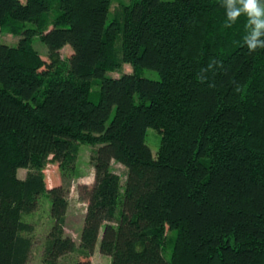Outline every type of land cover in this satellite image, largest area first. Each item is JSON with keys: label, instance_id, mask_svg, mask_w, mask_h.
Instances as JSON below:
<instances>
[{"label": "trees", "instance_id": "16d2710c", "mask_svg": "<svg viewBox=\"0 0 264 264\" xmlns=\"http://www.w3.org/2000/svg\"><path fill=\"white\" fill-rule=\"evenodd\" d=\"M111 3L0 0V264H29L34 227L22 218L42 196L40 264H90L97 245L110 264H264V30L252 41L255 25L228 19L227 0H132L107 23ZM125 64L131 74L106 76ZM79 145L95 149L77 244L64 231L69 189L47 188L44 170L74 174ZM112 163L126 169L123 186Z\"/></svg>", "mask_w": 264, "mask_h": 264}, {"label": "rangeland", "instance_id": "374dc122", "mask_svg": "<svg viewBox=\"0 0 264 264\" xmlns=\"http://www.w3.org/2000/svg\"><path fill=\"white\" fill-rule=\"evenodd\" d=\"M23 1V0H21ZM132 0H112L111 3V12L109 13L107 23L112 17L113 11L118 7L119 3L124 5H129ZM134 1V0H133ZM164 1H172V0H164ZM264 7V5H262ZM58 12L57 6L53 7V13L50 15L52 19L55 13ZM27 27H31L33 25L26 24ZM255 29V27H254ZM19 38L11 36L9 34H2L1 41L2 43L15 46L18 42ZM33 48L38 52L40 57L48 62V50L47 47L40 41L38 37H35L32 41ZM73 55L72 49L69 46H65L60 51V56L62 59L69 58ZM133 72V68L130 65H123L121 69L115 72H109L106 74L107 77L118 78L123 74H131ZM138 76L158 81L159 76L157 72L149 69H141L138 71ZM100 87L99 81H94L91 87V100L93 102L98 101ZM146 144L150 148L153 155H155L159 149L160 145V135L154 129H147L146 132ZM95 147L89 145H79L78 148V156L76 161V171L74 174L69 175L68 177H63L61 175L60 170L58 169L57 164H49L45 170V182L47 188H53L56 186H66L69 189V209L66 214V222H65V234L72 238L75 243L78 244L80 231L83 225V219L86 209V204L80 200L79 197V188L81 186L91 187L93 184V168L91 165V156ZM111 170L113 173L119 176L121 181V186H123L125 178H126V169L116 163L111 164ZM26 175V170H19L17 176L19 179H23ZM22 220L27 222L34 227V231L31 234V238L33 241V246L29 256V264H40L41 254L45 242L46 235L51 227V219H50V201L47 197L42 196L39 199V207L37 211L30 215H23ZM176 236V232H171V234H167V241L164 245L163 256L166 260H169L171 255L172 243ZM78 257L75 255H69L61 260V264H73ZM81 258H79L80 260ZM90 264H110L111 258L109 256L101 255L99 253V246L97 245L93 255L88 259Z\"/></svg>", "mask_w": 264, "mask_h": 264}, {"label": "clouds", "instance_id": "9594fccd", "mask_svg": "<svg viewBox=\"0 0 264 264\" xmlns=\"http://www.w3.org/2000/svg\"><path fill=\"white\" fill-rule=\"evenodd\" d=\"M237 2L242 7H236ZM227 4L228 19L235 21L242 14H246L249 18L248 22L255 25L252 34V41H255V38L262 34L261 30H264V7L259 5V0H227ZM252 41H249L250 47L255 46Z\"/></svg>", "mask_w": 264, "mask_h": 264}, {"label": "crops", "instance_id": "0c3cea01", "mask_svg": "<svg viewBox=\"0 0 264 264\" xmlns=\"http://www.w3.org/2000/svg\"><path fill=\"white\" fill-rule=\"evenodd\" d=\"M95 251V250H94Z\"/></svg>", "mask_w": 264, "mask_h": 264}]
</instances>
